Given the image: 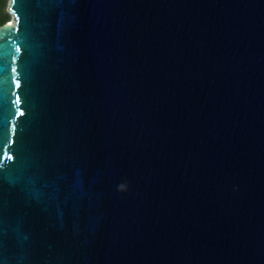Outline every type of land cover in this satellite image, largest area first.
I'll use <instances>...</instances> for the list:
<instances>
[{
	"label": "water",
	"instance_id": "95a60500",
	"mask_svg": "<svg viewBox=\"0 0 264 264\" xmlns=\"http://www.w3.org/2000/svg\"><path fill=\"white\" fill-rule=\"evenodd\" d=\"M8 11L0 264H264V0Z\"/></svg>",
	"mask_w": 264,
	"mask_h": 264
},
{
	"label": "trees",
	"instance_id": "16d2710c",
	"mask_svg": "<svg viewBox=\"0 0 264 264\" xmlns=\"http://www.w3.org/2000/svg\"><path fill=\"white\" fill-rule=\"evenodd\" d=\"M9 0H0V25L5 24L11 19V14L7 11Z\"/></svg>",
	"mask_w": 264,
	"mask_h": 264
},
{
	"label": "snow or ice",
	"instance_id": "6c2138e0",
	"mask_svg": "<svg viewBox=\"0 0 264 264\" xmlns=\"http://www.w3.org/2000/svg\"><path fill=\"white\" fill-rule=\"evenodd\" d=\"M17 51H20L19 46H17ZM14 59H15V57H14ZM12 71H13V72H16V68L13 67V68H12ZM13 79L15 80V77H13ZM16 84L19 86L20 81H19V80H16ZM17 99L19 100V97H17ZM8 159H14V157H12V156H8Z\"/></svg>",
	"mask_w": 264,
	"mask_h": 264
},
{
	"label": "rangeland",
	"instance_id": "374dc122",
	"mask_svg": "<svg viewBox=\"0 0 264 264\" xmlns=\"http://www.w3.org/2000/svg\"><path fill=\"white\" fill-rule=\"evenodd\" d=\"M10 1V0H9ZM8 9H9V2H8V5H7V11H8ZM11 19H12V15H11Z\"/></svg>",
	"mask_w": 264,
	"mask_h": 264
}]
</instances>
